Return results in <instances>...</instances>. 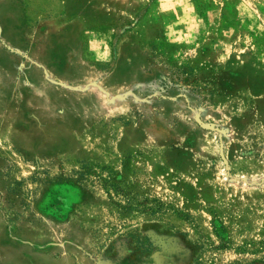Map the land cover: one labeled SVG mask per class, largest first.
<instances>
[{
  "label": "rangeland",
  "instance_id": "obj_1",
  "mask_svg": "<svg viewBox=\"0 0 264 264\" xmlns=\"http://www.w3.org/2000/svg\"><path fill=\"white\" fill-rule=\"evenodd\" d=\"M0 264H264V0H0Z\"/></svg>",
  "mask_w": 264,
  "mask_h": 264
},
{
  "label": "trees",
  "instance_id": "obj_2",
  "mask_svg": "<svg viewBox=\"0 0 264 264\" xmlns=\"http://www.w3.org/2000/svg\"><path fill=\"white\" fill-rule=\"evenodd\" d=\"M184 70V69H183ZM180 72V74L184 75L186 72ZM170 82L174 85L177 84H183L188 85L189 79L187 78H180L175 76L174 79H170ZM211 93H207L206 96H209ZM104 172L100 173V172ZM45 173L36 171L34 173V177L32 179L33 183H39L41 181H47L49 180L48 175H45L46 177L44 179L42 178V175ZM72 180L75 182V184L83 187H88L93 183L92 179H96L99 186L107 196L109 202L114 205L115 208H117L121 213L123 214H130L133 212H140L142 214H148V215H154L155 211L152 209L149 205L152 203L148 199L146 200H139L133 196H131L130 193H128L125 189H123L119 184L115 183L113 180V172L107 171L106 168L99 167L93 163L90 162H83L80 165V168L74 172ZM92 178V179H91ZM56 181L60 182V178H57ZM47 183H50L49 181ZM18 188L21 187V184L16 185ZM10 195L13 196V198L8 199V202L11 206L16 205V199L17 197L21 198L19 206L22 208H26L29 206L27 200V194L21 190L17 191V189L11 190ZM155 202V201H153ZM16 215V213H15ZM18 216V215H17ZM8 222H10L8 220ZM132 238V237H131ZM133 239V238H132ZM134 245L135 248L142 254H148L152 251V244L149 239L145 238L144 241L142 239H134ZM112 249V247H111Z\"/></svg>",
  "mask_w": 264,
  "mask_h": 264
}]
</instances>
